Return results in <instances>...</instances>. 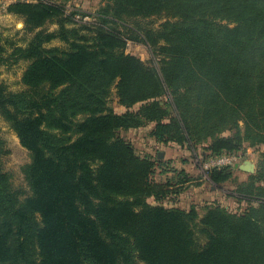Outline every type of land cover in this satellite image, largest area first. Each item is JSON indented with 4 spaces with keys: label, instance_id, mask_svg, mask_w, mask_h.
Segmentation results:
<instances>
[{
    "label": "trees",
    "instance_id": "1",
    "mask_svg": "<svg viewBox=\"0 0 264 264\" xmlns=\"http://www.w3.org/2000/svg\"><path fill=\"white\" fill-rule=\"evenodd\" d=\"M71 1L6 7L30 37H0V64L26 63L22 90L0 82V118L30 161L24 187L0 168V264H264L263 173L237 187L242 212L167 208L193 179L120 135L152 125L157 144L208 143L204 160L264 146V0H102L94 13ZM157 169L170 176L154 181Z\"/></svg>",
    "mask_w": 264,
    "mask_h": 264
},
{
    "label": "rangeland",
    "instance_id": "2",
    "mask_svg": "<svg viewBox=\"0 0 264 264\" xmlns=\"http://www.w3.org/2000/svg\"><path fill=\"white\" fill-rule=\"evenodd\" d=\"M0 1L6 2L7 0ZM28 1L35 2L36 0ZM102 2V0H72L68 3L67 11H70L73 6L78 7L86 13H94L102 5ZM8 4H0V37L9 38L19 45H24L30 36L24 31L23 19L9 14L6 11ZM7 14L15 16V18L10 19L5 16ZM75 19L78 22L93 21L92 17L76 16ZM153 21L151 25L154 27H157L163 22V20L156 17ZM53 27L49 26V29ZM121 30L123 31L122 28ZM58 44V41H53L49 45L57 46ZM126 52L139 57L147 64L151 63L152 57L149 49L141 43L128 40L126 43ZM25 67L26 63L22 62L11 67L0 64V82L6 85L9 91L22 90L24 87L21 83V77ZM109 106L117 114L126 112L125 107L119 104L115 89L111 91ZM137 108L138 105L134 106L132 110H136ZM151 127L152 125H148L144 128L122 131L120 135L135 148L138 156H146L155 161L167 162L169 167L178 171L183 170L193 179L177 197L163 201L161 203L162 206L185 210L194 207L199 213L202 212L203 207L211 204H218L232 212H242L246 209V202L238 198L237 187L241 183H248L251 180L250 177L256 176L258 173L264 174V146L251 147L247 144L241 145L237 155H229L236 156L235 161L228 166L231 167L230 177L224 182L215 184L208 176L209 169L205 168L207 160H204V153L208 143L199 144L194 150L186 145L157 144L148 136ZM228 134H231V132H226L224 136ZM0 138L3 140L4 148L8 151L7 155L2 157L0 161V168L11 174L12 183L15 187H24L21 168L30 161V155L21 146L15 133L1 118ZM244 162L252 165V171L250 173L244 172L239 168ZM160 172V169L155 170V175L153 176L154 181L164 182L165 177L170 176V174L162 176ZM255 185L264 187V178ZM147 202L151 205L157 204L153 198H149Z\"/></svg>",
    "mask_w": 264,
    "mask_h": 264
},
{
    "label": "built area",
    "instance_id": "3",
    "mask_svg": "<svg viewBox=\"0 0 264 264\" xmlns=\"http://www.w3.org/2000/svg\"><path fill=\"white\" fill-rule=\"evenodd\" d=\"M8 1V0H7ZM2 2L0 1V4H8L9 2H29L28 0H9L8 2ZM236 156H229V155H221L219 157L210 158L207 160V163L205 165V168L212 169V168H223L228 167L232 164L233 161H235Z\"/></svg>",
    "mask_w": 264,
    "mask_h": 264
},
{
    "label": "water",
    "instance_id": "4",
    "mask_svg": "<svg viewBox=\"0 0 264 264\" xmlns=\"http://www.w3.org/2000/svg\"><path fill=\"white\" fill-rule=\"evenodd\" d=\"M239 168L247 173H250L252 171V165L248 162H244L242 165L239 166Z\"/></svg>",
    "mask_w": 264,
    "mask_h": 264
},
{
    "label": "crops",
    "instance_id": "5",
    "mask_svg": "<svg viewBox=\"0 0 264 264\" xmlns=\"http://www.w3.org/2000/svg\"><path fill=\"white\" fill-rule=\"evenodd\" d=\"M5 16H7L8 18H10V19H12V18H15V16H12V15H5Z\"/></svg>",
    "mask_w": 264,
    "mask_h": 264
}]
</instances>
